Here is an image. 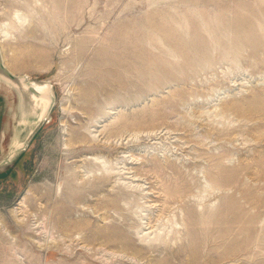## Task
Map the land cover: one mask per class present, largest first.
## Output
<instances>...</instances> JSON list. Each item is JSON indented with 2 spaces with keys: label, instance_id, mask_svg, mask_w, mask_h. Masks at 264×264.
I'll use <instances>...</instances> for the list:
<instances>
[{
  "label": "rangeland",
  "instance_id": "1",
  "mask_svg": "<svg viewBox=\"0 0 264 264\" xmlns=\"http://www.w3.org/2000/svg\"><path fill=\"white\" fill-rule=\"evenodd\" d=\"M22 1L51 105L0 70V264H264V0Z\"/></svg>",
  "mask_w": 264,
  "mask_h": 264
},
{
  "label": "bare ground",
  "instance_id": "2",
  "mask_svg": "<svg viewBox=\"0 0 264 264\" xmlns=\"http://www.w3.org/2000/svg\"><path fill=\"white\" fill-rule=\"evenodd\" d=\"M16 2H18V3H23V1L22 0H15ZM4 31H2L1 29H0V46H1V49H2V45H1V42H3L4 40H7L8 38H7V36H6V34H4L3 33ZM2 52H3V50H2ZM4 55V54H3ZM4 60H5V57H4ZM5 64H6V66L8 67V68H10L9 66H8V64L6 63V61H5ZM11 70V69H10ZM13 71V70H12ZM14 72V71H13ZM9 81H8V80ZM6 80L9 82V84H11V85H14V84H16V85H18L19 87H20V89H22L23 87L22 86H24V88H23V90L26 92V90H27V88L29 89V88H33L37 93H39V94H34V93H32L30 96H29V98H30V102H31V105L29 104V106H28V109L26 108V111L24 112V115L28 118V116H30V113L32 112V113H34L35 111H36V108H38V107H40L41 106V104L42 103H45V105L43 106V108H45L44 109V111H43V114H42V116L44 115H46L47 114V112H48V109H49V107H50V102H51V97H50V93H51V91H52V88H51V85L49 84V83H38V82H36V81H31L30 80V85L26 82V78H24V77H22V79L20 80V82L19 81H14V80H11V79H9V78H7ZM11 81V82H10ZM23 98H25V97H23ZM28 101H27V99H24V103H27ZM24 122H28V120L27 121H24ZM16 146L17 147H20V146H22L23 144H22V142L21 141H17L16 143ZM91 157H93V156H91ZM97 158V157H96ZM92 159V158H91ZM98 159V158H97ZM101 161V160H100ZM103 167V166H102ZM112 177V174H107L106 172L100 177V181H101V184L102 185H100V186H104V185H106V182H109V180H110V178ZM95 186H96V189L98 188V185H96V183H93ZM99 186V187H100ZM93 189H95V187H93ZM59 196V195H58ZM13 213H15V210H13L12 211ZM39 219V218H38ZM46 229V228H45ZM158 232V231H157ZM160 233V232H159ZM0 234L1 235H8V230H6V228H5V226H4V224L3 223H0ZM157 237L158 238H160L161 236L158 234L157 235ZM157 239V238H156ZM144 240H146L147 241V238H144Z\"/></svg>",
  "mask_w": 264,
  "mask_h": 264
},
{
  "label": "water",
  "instance_id": "3",
  "mask_svg": "<svg viewBox=\"0 0 264 264\" xmlns=\"http://www.w3.org/2000/svg\"><path fill=\"white\" fill-rule=\"evenodd\" d=\"M0 70L2 72V74L4 76H6V78H9L11 80H14V81H19L22 79V77L20 76H17V75H14L11 71H9L5 64H4V60L2 59V53H1V50H0ZM21 83V82H20ZM15 86L17 87V89L19 90V92H21L22 95H24V97L28 100H30L29 96L34 93V94H37V92L33 89V88H27L26 92L23 90L24 86H22L23 88L20 89V87L18 85L15 84ZM34 90V91H33Z\"/></svg>",
  "mask_w": 264,
  "mask_h": 264
}]
</instances>
